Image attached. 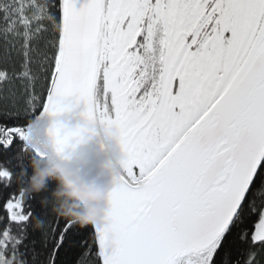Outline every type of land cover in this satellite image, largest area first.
I'll return each instance as SVG.
<instances>
[{
	"label": "snow or ice",
	"instance_id": "obj_1",
	"mask_svg": "<svg viewBox=\"0 0 264 264\" xmlns=\"http://www.w3.org/2000/svg\"><path fill=\"white\" fill-rule=\"evenodd\" d=\"M109 144L98 223L32 190ZM0 264H264V0H0Z\"/></svg>",
	"mask_w": 264,
	"mask_h": 264
},
{
	"label": "clouds",
	"instance_id": "obj_2",
	"mask_svg": "<svg viewBox=\"0 0 264 264\" xmlns=\"http://www.w3.org/2000/svg\"><path fill=\"white\" fill-rule=\"evenodd\" d=\"M34 135L42 144L47 143L42 128H34ZM108 152L112 153L111 165L106 153L98 148L80 149L81 155L88 161L84 165H68L53 160L46 164L34 162L30 186L33 191L39 192L47 187L49 180H54L56 188L52 199L56 202L54 210L57 214L82 226L98 223L107 210V194L119 172L116 162L120 156L115 152L114 144L108 145Z\"/></svg>",
	"mask_w": 264,
	"mask_h": 264
}]
</instances>
